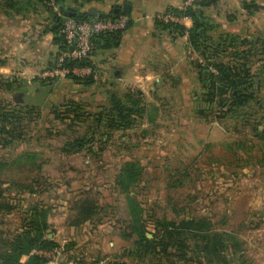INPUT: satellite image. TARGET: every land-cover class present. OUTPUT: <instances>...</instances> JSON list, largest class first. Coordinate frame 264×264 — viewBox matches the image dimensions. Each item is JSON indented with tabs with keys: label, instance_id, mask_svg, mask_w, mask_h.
I'll list each match as a JSON object with an SVG mask.
<instances>
[{
	"label": "rangeland",
	"instance_id": "rangeland-1",
	"mask_svg": "<svg viewBox=\"0 0 264 264\" xmlns=\"http://www.w3.org/2000/svg\"><path fill=\"white\" fill-rule=\"evenodd\" d=\"M115 1L54 0L55 9L49 0H39L44 45L55 36L52 29L59 17L70 16L60 4L67 11L95 5L110 13ZM240 2L217 0L205 7L207 25L195 47L188 34L175 40L181 35L156 27L159 35L169 34L175 49L167 56L171 66L157 59L160 51L151 50L147 59L138 58L144 64L137 70H147L148 60L156 75L132 79L136 82L122 88L99 89V84L91 85L99 78L86 76L90 72L71 80L36 76L34 82L11 73L12 87L7 90L9 79L0 74V113L13 119L3 128L0 120V194L14 205L9 213H0L4 234L10 236L21 227L23 210L41 203L51 207L46 236L55 242L40 250L41 264H90L100 259L117 263L122 258L125 264H264V57L256 56L259 47L253 44L252 56L242 57L249 45L240 42L239 57H229L234 44L226 26L238 23L241 29L250 19L245 20L249 15ZM230 15L235 19H228ZM55 45L50 67L55 64ZM217 63L235 64L240 78L250 83L254 92L246 103L230 105L232 89L226 80L211 87ZM241 63L247 68L242 77ZM23 79L27 95L53 82L40 105L25 101L24 91L15 89ZM145 80L148 85L142 84ZM117 99L132 111L125 122ZM129 159L142 166L130 189L142 204L147 236L156 235L163 244L156 251L134 250L124 237L127 228L113 217L118 191L114 177ZM85 195L95 197L99 211L72 225L73 204ZM164 215L179 225L173 236L156 222ZM199 218H205L203 223L195 224ZM216 232L224 238L222 245L215 241Z\"/></svg>",
	"mask_w": 264,
	"mask_h": 264
},
{
	"label": "crops",
	"instance_id": "crops-1",
	"mask_svg": "<svg viewBox=\"0 0 264 264\" xmlns=\"http://www.w3.org/2000/svg\"><path fill=\"white\" fill-rule=\"evenodd\" d=\"M18 1L20 6L22 3H20V0ZM31 2L33 5H30L25 10H15L8 0H0V74L9 80L13 76L11 73L20 79L21 77L27 78L28 81L33 79V82L36 76L40 80L44 79L41 76H50L48 74V69L51 66L50 57H52L51 52L53 53L56 48V43L52 39L48 45H44L42 20L37 17L39 1L31 0ZM215 2L200 7L205 11V7H211ZM181 3L182 0H116L114 11L119 10L128 14L130 23L124 28L116 45L97 48L89 54L88 60L92 65V72L89 74L102 80L101 82L95 80L91 85L99 84L98 88L107 92L112 86L114 88H122L128 82L135 83L136 81L132 79L154 76L155 70L151 64H148L150 63L148 60L145 62L147 63V70L141 72L137 70L140 64H144L138 58L146 57L147 59L149 51H160V57H157V59L162 63H166L167 59L170 58L167 56L174 54L175 49L172 47V42L167 40L169 39V34L163 32L161 33L162 37H159L161 35L156 30L153 18L145 17V15L153 14L155 11L168 8L169 6L179 7ZM240 3V9L249 15V17H245V20L247 18L250 19L243 22L241 29L238 28L240 27L238 23H236L235 27L227 25V36L235 40L239 37L245 38L247 40L245 45H249V47L251 44L258 46L256 56L264 57V20H262L264 18V0H241ZM96 8L98 10V7ZM232 17L230 15L228 19ZM184 24L190 26L192 24L191 18L184 19ZM155 33L159 36H155ZM186 36L187 33H184L175 40H183ZM160 39L164 41H160ZM250 52L246 57L252 56ZM173 58L178 59L179 57ZM103 60L104 64L100 62ZM166 64L171 66V62ZM113 65L115 66L112 67ZM176 65L181 66L180 63L174 62V66ZM260 66L257 67L259 75H261ZM108 67L112 68L108 69ZM157 78L158 76L155 77V80ZM177 79L178 77H173V81L178 82ZM124 80L126 81L124 82ZM22 82L19 81L15 87L19 93L24 91L25 79ZM142 84L148 85L149 81L145 80ZM26 96L27 93L24 91L23 98L25 101ZM124 260L122 258L115 263L112 260L100 259L90 264H125L126 261ZM70 264L80 263L71 260Z\"/></svg>",
	"mask_w": 264,
	"mask_h": 264
},
{
	"label": "trees",
	"instance_id": "trees-1",
	"mask_svg": "<svg viewBox=\"0 0 264 264\" xmlns=\"http://www.w3.org/2000/svg\"><path fill=\"white\" fill-rule=\"evenodd\" d=\"M8 1L10 2V5L15 8V10H25L30 5H33L31 0H20V3H22L20 6L18 5V0ZM215 1L216 0H200L196 3V6L192 7L180 8L169 6L167 8L174 11L175 13L190 16L192 20V24L190 26H186L183 23L173 21L164 22L156 18L154 19V23L158 29H165L167 31L169 30L171 34L182 35L184 33H187L190 43L194 46L197 43L198 39H200L201 36L204 35L205 25H207L204 21L205 15L203 13V10L201 9V7H196L203 6L211 2L213 3ZM120 13L122 12H120L119 10L114 11L113 7L110 13H103L102 16L116 17ZM74 16L78 19H83L92 17L93 15L89 14L87 10H81V14ZM54 19H58V16L55 13ZM61 23L62 19L59 18V21L55 22L56 25H54L52 29V33L55 35L53 39L58 44V50L64 47V37L61 32ZM129 23L130 19L126 23L125 27ZM124 28L105 30L93 34L90 37L92 49L90 50L89 54H91L97 48H106L116 45L119 41V38L121 37ZM236 40L238 41L230 38V44H234V51L232 54H230L229 57H239V54L236 51V43L240 42V44L245 46V42L247 41L243 37H239ZM249 48L250 47L248 46L244 48L243 51L249 52ZM241 54L242 57L247 56V54ZM88 56L81 60L67 61V63L70 65L77 64L79 66L91 65L90 61L88 60ZM240 65L244 70V72L240 74L242 77L243 74H246L247 68L244 66V63H241ZM215 66V70L211 71V87L213 88V84L216 82L226 80L227 87L230 86L232 89L233 100L231 101L230 105L235 107L236 105L246 103L247 99L253 95L254 89H251L252 87L250 83L246 84L248 82L246 81L247 79L244 80L240 78L235 64L230 65L229 63H217L215 64ZM89 75L91 74H88L86 76ZM67 76L71 77L72 79H78L80 77L79 75L74 73H68ZM48 78L52 80L53 77ZM10 80H7L5 83V88L7 90L12 87ZM256 102L260 101L257 100ZM115 103L120 111V119L125 122V119L128 118L129 114L132 112L131 109L127 108V104L121 103L120 101H118V99L115 101ZM0 120L4 121V124L1 125V127L3 128L6 122L12 123L13 119L10 114L1 112ZM141 172L142 166L140 162L136 159H129L121 165L120 169L115 174L114 183L117 186L118 191L113 217L115 218V220L120 221L127 228V231H125L124 233V237L130 241V244L134 247V250H136L137 252L141 251L143 253H147L149 251H156L158 245H161L162 242L159 239H155L156 235H154V237L152 238L147 236L146 233L148 229L143 218L142 204L130 189L131 185H133L139 179ZM1 196L2 195L0 194V213H9L14 209V205L6 201ZM73 205L74 213L72 214V217L70 219V224L72 225H79L87 220L92 219L99 211V205L95 197L91 195L80 197L74 202ZM22 213H24L25 216L23 218L21 227H19V229L13 232L10 236H6L4 234V231L0 228V264H41L44 262V258L40 253V250L44 248H50L55 244L52 239L46 236L47 229L51 225V207L49 205L33 203L27 209L23 210ZM203 219L199 218L196 221L194 220L195 224H197V222L203 223ZM156 222L157 224H162V226L164 227V232L168 233L170 236H173L175 234L174 228L179 226L165 215L161 219H157ZM209 235L210 234H208L206 237H208ZM213 235L216 243L222 245V242L224 241L222 234L216 232L213 233ZM23 255L27 256L25 260H21V257Z\"/></svg>",
	"mask_w": 264,
	"mask_h": 264
},
{
	"label": "built area",
	"instance_id": "built-area-1",
	"mask_svg": "<svg viewBox=\"0 0 264 264\" xmlns=\"http://www.w3.org/2000/svg\"><path fill=\"white\" fill-rule=\"evenodd\" d=\"M54 8V0H49ZM200 0H182L180 8L196 6ZM153 18L164 22H179L184 24V19L190 18L185 14L175 13L167 8L156 11ZM129 15L120 13L116 17L93 15L92 17L78 19L74 15L64 17L61 23V32L64 37V47L56 53L55 64L48 69L51 77L67 76L68 73L82 74L91 73L90 65L79 66L77 64L70 65L67 61L81 60L89 55L92 49L90 37L98 32L105 30L122 29L129 20Z\"/></svg>",
	"mask_w": 264,
	"mask_h": 264
},
{
	"label": "water",
	"instance_id": "water-1",
	"mask_svg": "<svg viewBox=\"0 0 264 264\" xmlns=\"http://www.w3.org/2000/svg\"><path fill=\"white\" fill-rule=\"evenodd\" d=\"M59 9L63 12H66L67 10L63 8V5H59ZM87 12L91 15L99 14L103 15L102 11H98L96 6H91L87 9ZM71 13H74L73 11ZM53 87V82L48 83L47 85L43 86L40 90H38L35 94L27 95L26 98L30 100L32 103L36 105H40L48 96L49 92L51 91ZM26 99V100H27Z\"/></svg>",
	"mask_w": 264,
	"mask_h": 264
},
{
	"label": "flooded vegetation",
	"instance_id": "flooded-vegetation-1",
	"mask_svg": "<svg viewBox=\"0 0 264 264\" xmlns=\"http://www.w3.org/2000/svg\"><path fill=\"white\" fill-rule=\"evenodd\" d=\"M74 12V13H71V12ZM64 14H68V15H79V14H81V11H79V10H76V9H70V10H68V11H66V12H63ZM60 18V17H59ZM62 18H64V17H62Z\"/></svg>",
	"mask_w": 264,
	"mask_h": 264
}]
</instances>
